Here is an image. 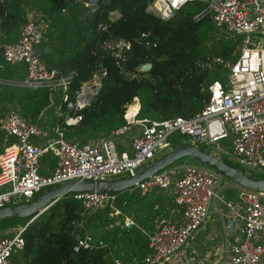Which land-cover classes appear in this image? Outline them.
<instances>
[{
	"label": "built area",
	"instance_id": "obj_1",
	"mask_svg": "<svg viewBox=\"0 0 264 264\" xmlns=\"http://www.w3.org/2000/svg\"><path fill=\"white\" fill-rule=\"evenodd\" d=\"M191 1L194 0H148L146 8L167 16ZM206 15L223 34L238 37L232 49L235 59L217 54L205 59L208 67L220 64L225 68V80L214 79L209 83L208 99L191 117L136 119L133 111H129L125 123L112 134L123 133L134 125L139 126V132L131 137L128 148L121 149L111 137L79 143L63 135L62 124H75L80 109L97 92L105 76L100 61L89 77L69 92L71 72L62 73L47 66L37 55L35 46L44 29L36 17H28L19 24L14 41L0 40L2 62L22 61L25 65V75L7 81L9 84L32 89L45 87L50 102L52 92L58 91L63 101L62 109L57 105L62 120L51 127L25 118L14 108L0 115V131L10 137L0 150V207L32 199L42 188L70 180L95 181L133 174L159 155L172 133L212 144L219 153L229 152L240 167L264 173V0H204L193 17ZM100 48L118 59L117 65L124 74L134 75L123 66L126 41L109 37L101 41ZM224 138L228 139L230 150L220 146L219 141ZM46 152L54 156V165L48 173H40L39 157ZM176 172L175 167L165 166L133 185L141 194L153 188L171 187L173 200L180 207L176 218L161 216L155 228L146 233L148 251L140 264H170L171 255L192 240L206 221L213 200L227 207L240 231L214 264H264V192L240 187L235 201H228L220 192V175L211 168L184 163L180 174ZM72 196L80 200L84 211L100 203L112 211L115 209L114 192L84 190L72 192ZM132 224L131 217L123 218L124 226ZM23 227L14 228L9 235L0 232V264H10L11 252L23 246ZM98 245H103L101 239L94 240L85 233L76 238L72 251ZM112 264H120L119 259L113 258Z\"/></svg>",
	"mask_w": 264,
	"mask_h": 264
},
{
	"label": "trees",
	"instance_id": "obj_2",
	"mask_svg": "<svg viewBox=\"0 0 264 264\" xmlns=\"http://www.w3.org/2000/svg\"><path fill=\"white\" fill-rule=\"evenodd\" d=\"M147 2L0 0V40L14 41L19 24L31 17L29 14L38 15L36 18L44 31L35 46L37 55L47 66L56 67L62 73L71 72L69 92L89 77L98 61L105 67L97 92L80 109L77 122L62 124L67 140L82 143L111 137L125 123L129 111H133L136 119L148 120L194 116L208 99L209 83L214 79L225 80V68L220 64L208 67L205 59L215 54L235 59L232 49L238 37L223 34L207 15L193 17L204 0L187 2L167 16L146 8ZM109 37L128 43L123 66L134 75L124 74L117 65L118 59L100 48L101 41ZM141 62L150 63L148 70L135 69ZM24 75V62L3 63L0 52V114L13 107L40 125L50 127L61 122L57 105L62 109L63 101L58 91L52 92L50 102L45 87L32 89L7 82ZM184 137L170 134L169 146L185 142ZM8 141L3 140L0 131V150ZM195 144L202 149L199 143ZM221 159L243 169L235 162ZM40 165L52 168L54 156L43 153L39 157ZM248 175L264 177L260 171ZM114 193L115 203L122 211L131 213L129 206L135 204V221L147 227L146 219L154 217L157 211L151 208V198L144 199L134 187ZM108 211L106 205L84 211L80 200L67 192L31 220H28L31 215L1 219L0 232L8 230L3 234L9 235L12 228L24 225L23 246L11 252L9 263L111 264L116 255L122 264L131 257L139 261L148 251L145 235L137 226H120L115 222L118 215H109ZM85 233L98 237L103 245L72 251L76 238ZM119 251L123 254L119 255Z\"/></svg>",
	"mask_w": 264,
	"mask_h": 264
},
{
	"label": "crops",
	"instance_id": "obj_3",
	"mask_svg": "<svg viewBox=\"0 0 264 264\" xmlns=\"http://www.w3.org/2000/svg\"><path fill=\"white\" fill-rule=\"evenodd\" d=\"M31 17H37L38 15H32L29 14ZM13 108V107H9ZM9 108H7L2 114L3 115ZM15 109V108H14ZM49 127V126H48ZM51 127V126H50ZM139 132V126L134 125L130 130L124 131L122 133L121 139L119 141H115L113 139L114 135L111 136L113 141L115 142L116 146L118 148H128L130 139L133 135ZM3 134V133H2ZM190 139V138H188ZM3 140L10 141V137H6L3 134ZM34 140L39 141L38 137H34ZM92 140V139H91ZM94 140V139H93ZM8 141V142H9ZM89 141V140H88ZM187 141V140H186ZM190 142H195L193 140H190ZM7 142H4L6 144ZM2 145V146H3ZM185 158V157H184ZM188 163V162H184ZM184 163H180L177 165V175L180 174L181 166ZM172 166V165H169ZM51 170V168L45 167L43 165L39 166V171L41 173H48ZM232 184V183H231ZM229 187H232V185H228ZM133 188H127L131 189ZM135 188V187H134ZM136 189V188H135ZM137 190V189H136ZM138 191V190H137ZM222 190L220 189V192ZM225 191H228V196H225ZM223 198L228 201H235L236 195H232L230 192H232V189H224L223 191ZM138 193L140 195L144 196V199L151 198L149 202H151L152 209H157L154 217L146 219L147 227H143L135 221L133 215L134 210L136 209L135 204H132L129 206L130 212H125L120 209L119 206L116 205L114 201V208L113 211L109 209L108 214L109 215H118V221L120 226L123 225V218L125 216L131 217L134 224L124 226H137L145 235L146 233L152 231L155 228L156 221L161 216H169V217H177L180 213V207L177 205V203L173 200V193L172 188H153L151 191H148L145 194H141L139 191ZM115 200H116V194H115ZM99 207V206H98ZM142 206L140 205L139 208ZM93 208L88 210H93ZM111 212V213H109ZM240 235L239 231V225L238 222L230 217L229 211L227 207L218 200L211 201L209 205L208 210V216L206 221L197 229L194 238L190 241H188L182 248L175 251L170 258V264H214L222 255L223 249L232 241L236 240L238 236ZM91 237V236H90ZM92 239L96 240L99 239L98 237H91ZM123 254L121 251H119V255ZM127 255V253H126ZM144 256V255H143ZM113 258H118L121 263L119 256H113ZM142 259V258H141ZM141 259L137 261L136 258L131 257L130 260L126 262V264H140ZM112 264V263H111Z\"/></svg>",
	"mask_w": 264,
	"mask_h": 264
},
{
	"label": "water",
	"instance_id": "obj_4",
	"mask_svg": "<svg viewBox=\"0 0 264 264\" xmlns=\"http://www.w3.org/2000/svg\"><path fill=\"white\" fill-rule=\"evenodd\" d=\"M166 16V15H165ZM150 67L149 62H141L135 66L136 70L146 71ZM97 91V90H96ZM188 156L206 165L217 174L224 176L227 181L234 182L247 189H255L264 192V177H252L237 167L230 165L217 155L199 149L194 142H183L170 147L133 174L113 177L103 180L75 179L62 182L45 188L32 199L19 202L14 205L0 207V220L12 217H34L46 207L52 204L60 196L67 192L84 190L116 192L132 187L137 181L168 166L178 158ZM31 220V219H30Z\"/></svg>",
	"mask_w": 264,
	"mask_h": 264
},
{
	"label": "rangeland",
	"instance_id": "obj_5",
	"mask_svg": "<svg viewBox=\"0 0 264 264\" xmlns=\"http://www.w3.org/2000/svg\"><path fill=\"white\" fill-rule=\"evenodd\" d=\"M131 129V128H130ZM129 129V130H130ZM114 138L113 139H115V141L117 140V141H119V139H121V137H122V133H119V134H116V135H114L113 136ZM186 140H187V142H189L191 139H188V137H184ZM116 141V142H117ZM195 143H199V142H195ZM200 145L199 146H201V148H202V150H205V151H208V152H210V153H215V155H217L218 157H220V158H226V159H228V161L229 162H235L232 158H231V156H230V154H229V152L227 153V154H223V153H219L218 151H215V149H214V147H213V145L211 144H206V143H204V142H202V143H199ZM219 144H220V146L223 148V149H225V150H230V148L228 147V139L227 138H224V139H221L220 141H219ZM170 144L168 143V145L165 147V148H163V149H161V150H159V155L161 154V153H163L164 151H166L167 149H169L170 148V146H169ZM157 154V155H158ZM185 157V158H184ZM184 157H181V158H178L177 160H175L174 162H172L171 164H169V165H172L173 167H175V169H177L178 170V167H177V165L178 164H180V163H184V162H188V163H195V164H200V165H203V164H201V163H199L198 161H196V160H194L193 158H191V157H188V156H184ZM236 163V162H235ZM168 165V166H169ZM203 166H205V167H207L206 165H203ZM209 168V167H208ZM243 171H245L247 174H251L252 173V170H248V169H245V168H243L242 169ZM218 181H220V189L223 191L224 189H229V190H231L232 189V192H230L232 195H236L237 194V192L239 191V189H240V187L241 186H239L238 184H235L234 182H230V181H227L226 179H225V177L224 176H219L218 177ZM232 183V184H231ZM228 185H232V187H229ZM45 188H42V190H44ZM221 191V195L223 196V192ZM98 206H103V204L102 203H100L99 205H96V206H94V208L95 207H98ZM116 221H118V218H116ZM14 228H12V230H13ZM5 231H8L7 229H5ZM5 231L4 232H2V233H5ZM97 236V235H96Z\"/></svg>",
	"mask_w": 264,
	"mask_h": 264
}]
</instances>
